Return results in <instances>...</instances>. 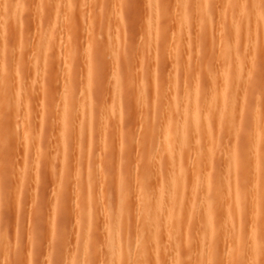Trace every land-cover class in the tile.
Returning <instances> with one entry per match:
<instances>
[{"label": "rangeland", "instance_id": "1", "mask_svg": "<svg viewBox=\"0 0 264 264\" xmlns=\"http://www.w3.org/2000/svg\"><path fill=\"white\" fill-rule=\"evenodd\" d=\"M5 1L6 0H0V9H2V12L0 11L2 13H0V18L5 16V18L3 17L1 19L2 23L0 20V29H3L0 32V106L2 105L0 107V264H72L73 262H76L75 264L81 263V256L83 257V255H85L81 254V248L85 253L87 252L86 250L89 249V247L92 245V243H90L89 247L87 248L84 244V249V246L82 244L83 236L81 234V230L83 231V226L82 224H80L84 219L82 220L80 218V220L82 221L80 223H77L79 222V219H77L79 218L77 217L79 216L77 214L78 205L77 201L75 202L76 198L74 199L73 195H77L76 190L79 187L78 185L83 181L84 178L80 179L75 172V176H71V174H69L68 176L67 170H69V173H73L74 170L76 171L77 167H84L86 169L83 170H85L86 172L87 169H91V167L95 166L94 168H96V165L98 166V169H95L96 171L93 176L97 177V174L100 173L98 174V176L100 175V180L96 177L94 178H96L95 180L97 181V183L100 181V185L98 183L96 186L98 187L99 185V188H102V191H95L97 193L93 198L94 209L92 208V210H94L93 222L97 225H94L96 228H93L94 223H92V226L90 228L91 231L90 234L88 233V235L98 237L96 235L99 234L100 237L103 234L102 237L97 240L95 239V237L94 240L92 236L90 238H92L91 240H94V242L98 240L99 242H105H102L101 245L98 242V245H96V243L94 244V242L92 241L93 247L91 246L89 249L90 252L88 250L89 253H87L88 255L91 254L92 256V264H107V261L109 264H112V262H110L111 259L106 261L104 260L106 258H110V256L104 255L107 253L104 252L105 250H103L102 248H106V251L109 249H107V238H104L105 240L102 239L104 236H106V233L101 232H103V229H105V227L103 226L106 225L107 229V225L109 224V219H105L108 218V216L104 214L106 213L105 208L108 207L107 205H111L109 207L114 206L113 208H115L116 206L117 208L122 203L118 202L119 199L117 197L116 191V185H118L117 181L119 177V162L120 160H122L121 163L125 161V163H123V167L126 168L127 173L124 168V171H122L124 174L123 176L125 177L124 180L126 181L124 184H127L126 186H124L128 188L129 192V203L128 201L126 203L124 202L125 205L122 204V207H120L122 210L124 209L127 214L132 213L131 215H129V217L132 215V217H135V212H137V216L139 215L138 213L140 208L137 211L138 200L135 197V195L137 194H135L134 192L138 190L142 172H146L145 166L146 168L147 166H149L147 169L148 172H146V176H150V180L148 179L149 184L152 186L156 183L157 180V173L159 171L156 170L154 166L156 160L148 159L150 156L149 152L151 154L156 153L157 157L161 156L158 153L161 152L162 154V151H159V148H157L159 146L163 147L161 146L163 142L160 141V139L162 140V138L158 136L159 143L161 142V144H158L159 146H157L156 143H158V139L156 135H158L159 130L164 128V119L166 117L169 118L172 111L173 115L171 116V118L176 117L179 119V116L181 117L183 115V110L185 109V107L183 106L182 110L180 107H178L181 110L179 111L180 113L178 111L175 112L179 109L177 108L174 111L175 108L173 106V102L177 101L178 106H182L181 104L186 105L185 102H182V97H184L183 95L186 96V91L189 90L188 92L190 93V95H188L192 98V95H195V89L198 88L201 90L202 95L200 100V109L202 115L200 118V123L197 124V129L199 130V133L205 135L208 130H211L210 134L213 140V145H211V147L213 146V149L211 147L209 148L212 149L211 154L214 155H211V157L209 158L210 160H212V164L208 160V164H210V166H208V168L205 167L206 169H208L207 172H205V170L203 171V167L202 169H200L196 164V161H198L200 155H203L202 153L204 150L205 153L206 151H208V149H206V147L204 146L206 138L198 140L200 142V147H198V150H196L198 151V153L199 151H202L201 154L199 153V156L197 155V151H195V156L194 150H190L192 148L191 146H193V149H195V144L190 145L194 142V140H189V154L194 157L192 159L196 160H191L190 155H188L189 158L187 156L188 159L185 158V161L183 162V176L186 178V188L190 190V194L188 193L190 197L188 194L183 195V197L181 198L183 200L179 199L177 201V203H179L181 200V202L177 205V208L179 207L181 218L185 217L184 219H186V217H188L187 220H184V222L186 221L185 223H187L191 221L192 224H185L183 223L182 219L181 222L184 226H186L183 227L182 223L180 222L181 224L179 223V225H181L182 228L181 226L177 225L181 228H178L179 234L177 233L175 234V236L172 235L175 231L173 229L174 231L172 230V234L169 235V238L167 237L168 240L170 238L175 240L172 241V245H178L177 247L175 246L176 248L173 249L174 251H172V248H168L172 247L171 243L170 246L166 245L168 246L166 247L165 244H169L167 243L168 241L163 245L164 241H160L159 238V241L162 244L161 246L158 245L160 246V248L158 246L157 248H159V251H163V253L158 254L157 252V257L159 256L157 258L156 256L152 255L154 250L156 252V248L153 247L151 243L150 235L146 233V241L143 242L144 244H140V227H138L137 229V226L140 225L137 222V218L139 217L136 216V220L132 218L133 223H131V225L133 226V228L136 226L135 228L137 229V231H135L136 229H130V232L128 230L131 227L129 223L130 218L126 216L128 217L126 221H129L127 222L129 228L122 230H124L125 232L128 231L129 238H133V236L137 234L138 235L136 237L138 238L128 239L126 236L127 233L123 231L124 235L122 238H125L121 244H125V246L129 247V249L131 250L130 253L129 249L126 250L123 246L125 249V254H128L131 258L129 256H125L127 258H130V261L131 259H134L132 256L136 255V248L134 249L131 246H134V240L137 241L138 239L137 243L135 242V246L136 244L138 245L136 247L137 250H139L137 251V253L139 254V259L137 262L138 256H136V260H134L136 263L133 264H143V260L146 256L143 253L144 248L140 249V245H142L141 247H145V242L147 243V245L149 242L151 247V249L150 247L149 249L153 250V252L149 251V253L152 252V257H148L150 258L148 259V261H150L151 264H170V261H174L175 258H180L178 259L180 260V262L183 260H190L191 263L192 260V262L197 261L195 263L199 264L200 261L203 260L201 258L204 253L202 252L203 248H206L207 246H209V248L211 249L209 264H236L237 261L239 264H264V32L259 30L257 37L258 40L256 41L257 44H255V42L253 43L255 44L254 49L256 51V55L252 56L253 59L245 58L248 56L242 55V62L244 63V67H242L239 75H235V72L231 74L230 79L232 83L224 88V91H226V93H228L229 95L232 94L234 96V103L226 110V112L229 110V114L225 112L221 115L220 112H217L207 117L204 114L203 108L204 99L210 95V92L212 90V88L210 87V84L212 82L209 80H213L212 78H215L216 81L218 80L217 82L219 84L222 82L223 84H221L224 85L225 83L223 79L222 81H220V79L218 78V73L219 71H221L222 64L221 61L219 62V58L221 60V53H218L220 52L219 50L217 52V49L219 48H216L215 45H217V47H221V40L224 37L226 38L227 42L232 45V47H235L239 42L240 45L246 43L243 38H247L248 36L249 25L257 24L259 25L260 29L264 24V0H257L258 6L261 7L250 11L249 15L245 16V18H240V12L238 10L233 11L231 9L232 6L227 0H220L221 2H219V0H208L207 6H205V8L201 12L205 13L204 15L208 14L211 20V25L213 27V29H211L212 27L209 28L210 30L206 29L208 26H211L210 24L205 25L201 29L197 27V24L194 21H196L199 11L194 7V5L192 6L193 0H189L191 4L187 5V9L191 11L190 16L192 19V24L190 23V25L194 27L189 25V27L187 28L189 37H187L188 35L185 34L183 35L185 39H183V37H181L182 39L179 37L176 20H173L174 22L171 20L172 22L170 24V22L165 19L166 16H164L166 11L168 12L169 10L171 13V11L175 8V6L173 7L174 0H161L162 11L165 13L159 16V18H156L155 14H151V11L153 10L152 8H154L153 5H155L156 3L152 2L154 0ZM148 2L149 4L152 2L153 5H148ZM215 4L219 5L217 6ZM9 5L10 7L8 8ZM11 6L14 9L12 10V13H10L13 14V16L16 14L14 25H12V22H14V18L11 14L9 15ZM70 8L72 10L71 12L69 10ZM176 11L177 8L174 9V14H176ZM152 13H155V11H152ZM10 16H12V19ZM231 16H234L241 25L239 42L234 40V29L232 27H230V29L232 30L228 28L231 21ZM152 17H155L157 19H155L156 22H158L157 26L151 24L152 27H156L154 32L158 31V33L156 32V34H153L156 35L157 39H155V37L153 38V35L148 33V30L152 28L148 27V25H150V21L155 24L152 20ZM8 18L11 19V21H8L11 22L10 24L12 26L10 27L8 22H6ZM18 20L19 24L17 25ZM5 23L8 24L9 28L7 27V24L5 25ZM3 24L6 26V29ZM172 24L176 26L174 27ZM197 29L198 31H196ZM217 29H219L218 31L220 33L216 31ZM211 30L214 33H210ZM173 31L174 33L172 34ZM151 33H153V30ZM209 33L214 34L215 37H212L211 39V35ZM221 34L223 35V37ZM148 35H152V38L150 39ZM176 35L177 37H175ZM219 36H221L222 38H219ZM174 37L177 38V40H174ZM180 39L183 40L182 42L184 44L180 43ZM210 40H213L212 42L213 44H215L213 48H211L212 46H210V44L212 43L210 42ZM218 40L219 42H221L220 44ZM242 41L244 42L242 43ZM217 42L219 45L217 44ZM150 43L152 44L150 45ZM244 46L245 44L242 45L241 48H244ZM69 47L72 50H69ZM68 50L70 52L74 50L75 53L74 51L72 52V54L74 55H71ZM119 51L121 54H119ZM19 55L22 56L18 57ZM219 55L220 57H218ZM251 60L253 62H251ZM20 61L22 65H20ZM251 63L253 65H251ZM17 65L23 67H18ZM3 67H5L4 70L6 69V72L11 70L14 71V68L15 70L19 69V74H21V72H24L22 73L21 78L25 75V83L27 85L29 84L28 86H33L32 88L29 87L31 90L29 89L30 91H28L27 85L24 84V82L22 83L25 78L21 79L19 75V78L16 79L15 77V80L13 75L9 74L8 72V75H11L13 79L12 81L14 84L12 85L14 87L16 86L15 88L19 91L16 89L13 90L11 88L12 85H9V82L7 80L8 77L10 79V76L6 75L7 73L5 74V71L2 70ZM2 72H4L6 76ZM2 77H7V79ZM234 77L236 78L234 79ZM238 77L240 79H238ZM117 78H120L121 85L118 84L119 80H117ZM242 78L244 79L241 80ZM3 79H5L6 84L8 82L7 85L5 83H2L4 81ZM14 80L18 82H15ZM140 80H146L148 84L146 83L145 85ZM235 81L238 82V84ZM140 82L142 83V85H144V88L142 87V85L140 87ZM15 84L18 85V88ZM34 84L36 86H34ZM25 86L26 88H24ZM19 87H23V93L24 91H27V98L23 97L20 98L21 100H19V96L22 97L23 95L22 93L20 95L18 94V92H22L20 91L21 88L19 89ZM222 87L220 88L222 89ZM10 88L12 89L11 93L12 91L15 92H13L15 94V97H13L14 103L11 104V109L9 110L4 107L1 101L4 93H9ZM25 95L26 92L23 96ZM118 96L120 98H118ZM80 100L83 101V104L81 103V105L79 104ZM170 101L173 104H171ZM167 103L170 105H167ZM190 105V103L187 104L188 108L186 113L189 114V117H191L190 115H192V109L190 108ZM165 106L171 107L172 109L171 112L169 111L170 115L169 113L167 114L168 116L166 114H163V116L160 115ZM100 107H102L103 111H100ZM68 110L69 112H67ZM175 113L177 115H175ZM12 118L13 120H11ZM84 122H86V125H83ZM70 124H72L71 127H68L70 126ZM82 126H86L88 128H85L87 131L83 129ZM67 127L70 130L67 131V133L69 132L68 134H65ZM159 127L161 129L157 130ZM3 128H6L7 130L9 128L10 130L11 128H13V132L11 133L10 131H8L4 134L1 132ZM27 128L29 129V132H27ZM74 128L77 130H75ZM116 129H118L117 132ZM24 130H27V133L24 132ZM84 132H87L85 137L87 136L89 139L87 137L86 139H84L85 137H82V135H84ZM153 132H155L156 135H154ZM27 134L29 135V139ZM68 135H71V138ZM24 137H27V139H25ZM154 137L156 138L153 139ZM22 138L23 141H21ZM127 138H129L128 141L132 142V145H128L126 154L121 157V153H119L121 150V144L119 142L124 145L130 143L128 141L126 143ZM33 139L35 140L33 141ZM84 140L87 143H85ZM106 140L109 141L110 148L107 147L106 143L104 144ZM153 140H155V144L153 143ZM88 142H90L89 144H92V146H90ZM31 143H36V147H34ZM39 144L42 146H40ZM153 144L157 146H155L156 149L155 147L153 148ZM87 145H89L92 149H89ZM117 145L119 147H116L115 149V146ZM32 146L38 149L40 147V149H42V152H45V154L43 153V157L41 156L40 161L35 162L37 160L36 158L38 156V152H36L37 154H35L33 152L34 150L32 149ZM82 146L84 148L81 150ZM104 146H106L107 149H104ZM56 147H58V149ZM86 147L89 149V151L92 150V152H90L92 153L91 156L89 155L90 153L87 151L88 149ZM234 148L239 156V163L233 167V174L237 175L235 184L232 182V179H230L231 181L229 183V179H227L229 176H226L227 174L231 176V170L228 168V166L233 162V160L230 158V151ZM74 149H78V151ZM110 150H113L116 153L113 154ZM157 150L159 151L158 153L155 152ZM147 151L149 152L147 153ZM190 151L192 153H190ZM32 152L34 153V155ZM176 152L177 151H175L174 156L178 155V152L177 154ZM110 153H112L111 163L113 165H111L110 163H108L107 165V162L104 160H107V156ZM127 154H129L130 156L132 154L133 156L128 159ZM146 154L148 155V157ZM35 155L36 158H33V156L35 157ZM113 155L115 156L114 160ZM145 156L148 159V161L146 162H144L146 160ZM82 157L83 159H81ZM91 157L93 159H90ZM141 157L144 158L142 161L143 164H141L144 165V168L143 166L141 168L140 165V163H142ZM59 158L61 159V161ZM89 159L92 160L93 165H91L92 163ZM78 160L80 162H78ZM86 160H89L90 163L87 164L89 162L88 161L85 164ZM128 160L129 165L127 166ZM112 161H114L115 164ZM24 162H26L27 164ZM34 162L36 163V167L35 164H33L34 167H32L31 165V163ZM57 162H59V164ZM81 163L84 164V166H82ZM186 163H190V165H187ZM193 163L195 164L192 165ZM43 164H45L44 168ZM27 165H31L30 168H33L30 170L28 168L30 174H27ZM58 165H61V167L67 165L64 167V169L66 167L68 168H66L67 170L65 169V172H61L62 169L60 170L61 167H59ZM175 165H173L175 166V168H173L177 175L178 162H175ZM37 166L41 167L39 168ZM193 166H195V168ZM196 166L198 167V169H200L199 172H197L198 170H196ZM210 167L216 170V172L213 174V181L215 187L218 190L216 194L217 204L216 206H214L216 207L215 214H217V218L214 220L213 235L210 237L209 242L208 240H206V238H204L203 246L202 243H199L201 235L199 233V225L197 223L201 224V222H203L201 221L202 219H200L202 216V212L199 208L201 207L202 202L206 201L204 199H207V197L211 198L214 195V193L211 191V188L204 189V185L206 186L208 171L212 169ZM94 168L92 169L94 170ZM176 168L177 171L175 170ZM116 169L118 172H115ZM97 170L99 171L97 172ZM59 171L60 174L62 173L64 177L60 176V174L57 173ZM138 171L140 172V174ZM153 171L154 173H152ZM200 171L202 173L204 172V177H199L197 179L198 182L196 181L197 183H194L193 173H199L198 175L200 176L202 174L200 173ZM32 172L33 174L31 175ZM81 172H83L82 168ZM110 173H113V175ZM52 174H54V177ZM101 174L103 176H101ZM33 175L36 176V179ZM66 175L70 178H66ZM80 175L81 177L82 175L84 177L85 174L83 172ZM104 175L108 178L106 183V178H104ZM60 177L64 178H62V183L60 182V180H62ZM102 177L104 179H102ZM55 178H58L59 180H56ZM79 179L80 181L78 183ZM153 180L155 181V183ZM254 180H256V182ZM136 181L137 185L135 184ZM76 182L77 185H74L76 184ZM158 184L159 182L157 180V184L155 185V187H153L157 188ZM233 185H237V189L235 190L236 192L232 191ZM128 186H130V188ZM133 186L137 187L135 191L133 189ZM103 187L105 188V190H103ZM56 188H58L60 191H57L58 189ZM99 188L98 190H100ZM194 189H196L197 192L193 191ZM188 190H185V193H187L186 191ZM61 192L63 195L61 194ZM98 192L100 194L98 195L99 197L97 196ZM58 193L62 197L59 196ZM194 193L195 195L196 193H200L199 195H202V197L197 195V197L194 198L192 196ZM64 194L65 196L66 194L69 195L66 198ZM70 195L71 197H69ZM63 197L65 198V200ZM134 197L136 199H134L135 201L133 200ZM198 197L201 198L202 202L199 201L200 198ZM188 199L190 203L188 202ZM196 199H198V204L196 203ZM132 200L133 203L131 204L130 201ZM190 200L195 201L193 203V201ZM154 201L152 202L154 203ZM167 201V206L172 204L170 203L172 202L170 199ZM230 201H232V206L236 205L237 211H229L228 215L230 216V221H228L226 220L228 215H226L225 212H227V204ZM192 203H196L195 205L197 206H193ZM60 204L63 205L62 208H64L65 212L61 208ZM105 205L107 207H105ZM130 205H133L132 208H130ZM253 205L260 213L257 217H251L250 212L253 209ZM134 206H136L137 208L134 209ZM100 207L101 209H103L104 207V210H101ZM181 208H183V211L186 209L184 214H182L183 212ZM59 209H61L62 211H59ZM190 209V215L192 216L193 213L194 216L198 217L195 220H192L189 216ZM66 210H68V214L66 213ZM97 212L100 215H98ZM101 212L104 215H102ZM73 213L77 215L75 216V214ZM95 215L96 218L98 217L97 219L94 218ZM102 216L104 218L102 219L104 223H102L103 221L100 219L102 218ZM188 219L190 220L188 221ZM199 220L201 222H199ZM135 221L138 224H134ZM101 223L106 224L101 225ZM127 224H125L124 228L127 227ZM79 225H81V227ZM189 225H191V232L186 228ZM77 226L79 227V230H76ZM97 226L99 227V229ZM92 228L94 230L96 229V232L98 231V233L96 234L95 231L94 233ZM167 228L168 227L165 226L164 232H161L163 235L165 233V236H161L162 240L166 237L167 232L168 234L170 232ZM175 229L177 231L176 227ZM185 229L187 230L186 233L190 232V234L188 235L189 237L186 235ZM248 230H252V234L251 232L249 233ZM133 231H135L134 235ZM238 233H240V236L242 238V242L239 243L233 236L234 234ZM160 235L161 234H159V237ZM185 235L188 237V239ZM254 235L260 237V243L257 244L260 255L257 256L256 260L253 259V253L251 252V239L254 237ZM77 238L80 239L81 243L77 242L79 240ZM132 241L133 244L130 245ZM128 242L131 243L129 244ZM78 243H80L82 247ZM199 244V247H201L200 250L202 255L200 251L199 253H197ZM94 245L95 247L97 246L98 249L97 247L95 248ZM104 245H106V247ZM166 248H168L169 250H166ZM132 249L135 251V254L132 253ZM147 249L145 250L146 252H148ZM102 250L104 253L102 252ZM229 250L232 253L231 255L228 254ZM126 251H128V253ZM164 251H169L174 255H170L173 259L167 258L168 256L165 255L168 259H166L167 263L165 262L164 254L166 252L164 253ZM108 252L110 253V250ZM141 255L142 257L143 255L145 256L143 260L141 258ZM177 255L178 257H176ZM153 256L156 257V259H153ZM180 256H184L182 258L183 260H181ZM198 258H200L201 260ZM140 259L142 260V263L140 262ZM177 259L175 263L173 262V264H178ZM79 260L80 262H78ZM127 261L129 262V259L126 260L124 257L122 263L125 264L124 262H126L127 264ZM144 261V264L148 263L147 260ZM180 262L179 264H186L187 262L189 263V261H187L186 263L185 261L181 263ZM129 264H132V262H129ZM201 264L204 263L201 261Z\"/></svg>", "mask_w": 264, "mask_h": 264}, {"label": "bare ground", "instance_id": "2", "mask_svg": "<svg viewBox=\"0 0 264 264\" xmlns=\"http://www.w3.org/2000/svg\"><path fill=\"white\" fill-rule=\"evenodd\" d=\"M7 1V0H6ZM5 1V2H6ZM150 1H152V0H150ZM164 1V0H163ZM208 0H193V4H192V6L194 5V7L196 8V9H198V16H197V18H196V21H194V22H196V24H197V27L198 28H202V27H204L205 25H211V20H210V18H209V16H208V14H206V15H204L205 13H203V12H201L204 8H205V6H207V4H208V2H207ZM217 1V0H216ZM215 1V2H216ZM223 1H226V0H223ZM229 3H230V5L232 6L231 7V9L233 10V11H239L240 13V15H241V17L240 18H245V16H248L249 15V13H250V11H252V10H255V9H258L259 7H261V6H258V1L257 0H227ZM43 2V1H42ZM154 2H156L155 3V5H153V3ZM150 4H149V2H148V5H153L154 6V8H152L153 10L152 11H155V13H152V11H151V14H155V16H156V18H159V16H161V15H163V13H165V12H163L162 11V1L161 0H154V1H152ZM219 2H221L220 0H219ZM218 2V3H219ZM47 3V2H46ZM224 3V2H223ZM261 3V2H260ZM259 3V4H260ZM263 3V2H262ZM7 4V3H6ZM164 4V3H163ZM191 3H190V1L189 0H174V4H173V7L175 6V8L174 9H176L177 8V11H176V14H174V9L171 11V13H170V11L168 10V12L166 11V13L164 14V16H166V18L165 19H167V21L168 22H170V24H171V22L173 21V20H176V24H177V28H178V34H179V37L181 38V37H183V39H185L184 38V36L183 35H188L187 37H189V34H188V32H187V28L189 27V25H190V23L192 24V22H191V16H190V12L191 11H189L188 9H187V5H190ZM222 4V3H221ZM46 5V4H45ZM68 5V4H67ZM73 5V4H72ZM172 5V4H171ZM215 5H219V4H215ZM19 6H21V5H19ZM18 6V7H19ZM191 6V7H192ZM10 7V5L8 6V8ZM150 7H152V6H150ZM172 7V6H171ZM165 8V7H164ZM14 8H12V6H11V8H10V10L11 11H9V15L12 13V10H13ZM3 10H4V8H3ZM9 10V9H8ZM70 10V12L72 11L71 10V8L69 9ZM151 10V9H150ZM0 11L2 12V9H0ZM148 11V10H147ZM0 12V13H1ZM11 12V13H10ZM7 13V12H6ZM194 13V12H193ZM253 13V12H252ZM2 14V13H1ZM1 14H0V16H1ZM238 14V15H239ZM12 16H13V14H11ZM16 15V14H15ZM15 15L13 16V20H14V22H12L13 24L12 25H14V23H15ZM12 16H10L11 17V19H12ZM69 16V15H68ZM150 16V15H149ZM164 16H163V18H164ZM4 18H5V16H3ZM2 17V18H3ZM2 18H0V20L2 19ZM17 18V17H16ZM153 18V17H152ZM151 18V19H152ZM155 17L152 19L153 21H154V23L156 24H153L151 21H150V25H148V27L150 28V27H152L151 26V24L152 25H154V26H157L158 24V22H156V19ZM160 18H162V17H160ZM9 19V20H8ZM7 20H6V22H8V21H11V19L10 18H8ZM18 19V18H17ZM16 19V20H17ZM156 19V20H155ZM172 20V21H171ZM230 23H229V29H230V27H232L233 29H234V40L235 41H237V42H239V40H240V22L239 21H237L236 20V18L234 17V16H231V18H230ZM160 22V21H159ZM164 22V21H163ZM174 22V21H173ZM1 23H2V20H1ZM11 22H8V24H9V27L10 26H12L11 24H10ZM233 23V24H232ZM235 23V24H234ZM7 23H5V25H6ZM8 24H7V27H8ZM19 24V20H18V22H17V25ZM160 24V23H159ZM4 25V24H3ZM4 25V26H5ZM174 27L176 26V25H174V24H172ZM147 26V25H146ZM172 26V27H173ZM190 26H192V25H190ZM8 27V28H9ZM17 27V26H16ZM192 27H194V26H192ZM212 27V25L209 27H207L206 29L207 30H210L209 28H211ZM153 28V29H152ZM151 29L153 30V33H151L152 32V30L150 29V30H148L147 32L148 33H150V34H156V32L158 33V31H156V32H154L155 31V29H156V27H152ZM5 29H6V26H5ZM13 29V28H12ZM196 29V28H195ZM200 29H199V31H200ZM211 29H213V27L211 28ZM219 29H221V28H219ZM219 29H217L216 31H218ZM3 29H0V32L2 31ZM230 30H232V29H230ZM259 30L260 31H262V32H264V24L262 25V27L259 29V25H257V24H253V25H249V33H248V36H247V38L245 39V38H243L245 41H246V43H244L245 44V46H244V48H241L242 47V45H244V44H241L240 45V42L235 46V47H232V45L231 44H229L228 42H227V40H226V38L224 37L221 41H222V45H221V47H217V45H215V44H213V40L211 41L210 40V42H212L211 44H210V46H212L211 48H213V46L215 45L216 46V48H219V49H217V52H218V50L220 51V52H218L219 54L221 53V60H220V58H219V62L221 61V64H222V68H221V71H219V73H218V78L220 79V81H222V79L224 80V85H222L221 83V85L216 81V79L215 78H212L213 80H209V81H211L209 84H210V87L212 88V90H211V92H210V95L208 96V97H206L205 99H204V103H203V108H204V114L207 116V117H209V116H211V115H213V114H215V113H217V112H220L221 113V115L223 114V113H225L226 112V110L230 107V106H232V104L234 103L233 102V98H234V96L231 94V95H229L228 93H226V91H224V88L226 87V86H228V85H230L232 82H231V74L232 73H234L235 72V75L236 74H238L239 75V73H240V71H241V69H242V67H244L243 65H244V63L242 62V55H246V56H248V57H245V58H249V59H253L252 58V56H255L256 55V51H255V44H257L256 43V41L258 40L257 39V37H258V33H259ZM175 31V30H174ZM174 31L172 32V34L174 33ZM194 31V30H193ZM196 31H198V29L196 30ZM46 32V31H45ZM209 32V31H208ZM212 32V30L210 31V33ZM219 32V31H218ZM209 33V34H210ZM212 33H214V32H212ZM220 33V32H219ZM218 33V34H219ZM221 33H222V30H221ZM50 34V33H49ZM197 34V33H196ZM198 34H200V33H198ZM48 35V34H47ZM151 35V36H152ZM211 35V39H212V37H215L214 36V34H210ZM213 35V36H212ZM222 35V34H221ZM150 35H148V37H150V39L152 38ZM218 36V35H217ZM264 36V35H263ZM1 37V36H0ZM155 37V39H157L156 38V35H153V38ZM157 37H158V35H157ZM175 37H177V35L175 36ZM174 37V38H175ZM178 37V38H179ZM190 37H191V34H190ZM222 37H223V35H222ZM221 36H219V38H222ZM209 38V39H210ZM182 39V38H181ZM180 39V43L182 44L183 42V40H181ZM188 39V38H187ZM186 39V40H187ZM52 40V39H51ZM59 40V39H58ZM149 40V39H148ZM174 40H177V38H175ZM174 40H173V42H174ZM152 41V40H151ZM150 41V42H151ZM172 41V40H171ZM263 41H264V37H263ZM153 42V41H152ZM176 42V41H175ZM209 42V43H210ZM216 42V41H215ZM218 42H219V40H218ZM218 42H217V44H218ZM244 41H242V43H243ZM255 42V44H253ZM177 43H178V41H177ZM177 43H175V44H177ZM179 43V44H180ZM221 42H219V44H220ZM152 43H150V45H151ZM180 44V45H181ZM184 44V43H183ZM197 44V43H196ZM218 44V45H219ZM231 45V46H230ZM71 46V45H70ZM44 47V46H43ZM68 47V46H67ZM187 48V47H186ZM220 48H221V50H220ZM9 49V48H8ZM179 49H181V48H179ZM69 50H72L70 47H69ZM68 50V51H69ZM143 50V49H142ZM184 50V49H183ZM58 51V50H57ZM74 51V50H73ZM72 51V52H73ZM151 51V50H150ZM214 51V50H213ZM70 52V51H69ZM72 52H70V54L71 55H74V54H72ZM93 52V51H92ZM152 52V51H151ZM243 52V53H242ZM12 53V52H11ZM37 53V52H36ZM59 53V52H58ZM68 53V52H67ZM74 53H75V51H74ZM218 53H217V55H218ZM21 54V53H20ZM23 54V53H22ZM69 54V55H70ZM119 54H121L120 53V51H119ZM20 56H22V55H19L18 57H20ZM119 56V55H118ZM17 57V56H16ZM72 57V56H71ZM218 57H220V55L218 56ZM244 58V59H245ZM16 59V58H15ZM69 59H71V58H69ZM18 60V59H17ZM19 61V60H18ZM21 61H22V58H21ZM21 61H20V63H21ZM16 62V61H15ZM251 62H253L252 60H251ZM228 64V65H227ZM248 64H250V63H248ZM20 65H22V63L20 64ZM19 65V66H20ZM89 65V64H88ZM251 65H253L252 63H251ZM1 66V65H0ZM18 66V65H17ZM18 66V67H19ZM20 67H23V66H20ZM251 67V66H250ZM4 68L5 67H3V69L2 70H4ZM6 70V69H5ZM4 70V71H5ZM18 70L19 69H16L15 70V68H14V71L13 70H11V71H8L9 72V74H11V75H13V77H14V79H15V77H16V79H18L19 78V75H20V78H21V75H22V73H24V72H21V74H19V72H18ZM244 70V69H243ZM13 71V72H12ZM8 72H6L5 71V74L6 75H8ZM3 74H4V72H2ZM2 74V75H3ZM4 74V75H5ZM243 74H244V72H243ZM3 75V76H4ZM5 75V76H6ZM11 75H8V76H10V79H9V77H8V79H7V77H2V78H6L7 80H8V82H9V85H12V84H14L13 83V79H12V76ZM243 76V75H242ZM25 78V79H24ZM236 77H234V79H235ZM246 78V77H245ZM15 79V80H16ZM21 79H24V81H22V83L24 82V84H26L25 82H26V77H25V75L21 78ZM145 79V78H144ZM211 79V78H210ZM238 79H240L239 77H238ZM244 78H242L241 80H243ZM4 81L2 82L3 84L5 83L6 84V82H5V79H3ZM14 80V81H15ZM117 80H119L118 81V84H120L121 85V80H120V78L118 79L117 78ZM237 80V79H236ZM240 80V81H241ZM141 81V80H140ZM181 81V80H180ZM185 81V80H184ZM8 82H7V84H8ZM15 82H18V81H15ZM141 82H143V84H145L146 85V80H142ZM140 82V87H141V85H142V83ZM145 82V83H144ZM236 82V81H235ZM238 82H239V80H238ZM238 82H236L237 84H238ZM34 83V82H33ZM39 83V82H38ZM138 83V82H137ZM6 84V85H7ZM20 84V83H19ZM24 84H23V86H24ZM35 84H36V82H35ZM34 84V86H36ZM41 84V83H40ZM148 84V83H147ZM235 84V83H234ZM241 84V83H240ZM2 85V84H1ZM15 85H17V84H15ZM27 85V84H26ZM29 85V84H28ZM27 85V90L28 91H30L31 89L29 88V87H31V86H28ZM120 85H117V86H120ZM212 85V86H211ZM242 85V84H241ZM5 86V85H4ZM144 85H142V87H143ZM222 86H224V87H222ZM7 87V86H6ZM16 87V86H15ZM13 85L11 86V88L14 90V89H16ZM33 87V86H32ZM31 87V88H32ZM139 87V88H140ZM159 87V86H158ZM220 87H222V89L220 88ZM9 89V93H4V96L2 97V103H3V105H4V107L5 108H7V109H11V104L12 103H14L13 101H14V98L13 97H15L14 95V91H12V93H13V96H12V93H11V90L12 89ZM17 88H18V85H17ZM21 88V90L20 91H22L23 89V87H19V89ZM24 88H26V86L24 87ZM144 88V87H143ZM143 88H142V90H143ZM30 89V90H29ZM44 89V88H43ZM237 89V88H236ZM239 89V88H238ZM16 90H18V89H16ZM196 91H195V95L193 96L192 95V98L189 96L190 95V93L188 92L189 90H187L186 91V96L185 95H183L184 97H182V102H185V104L186 105H184V104H181L182 106H178V102L177 101H174L173 103H171V101H170V103L171 104H173V106H174V111L178 108V107H180L181 108V110H182V107L184 106L185 107V109L183 110V115L180 117L179 116V119L178 118H174V117H172L171 118V116L173 115V111H172V109H171V107H168V106H165V108H164V110L163 111H161V114L160 115H162L163 116V114H168L169 113V111L171 112V115H170V113H169V115H170V119L169 118H165L164 120H165V126H164V128L163 129H161L160 127L157 129V130H159V129H161V130H159V133H158V135H156V133L155 132H153L154 133V135H156L157 136V139L159 138L158 136H160V138H162V140L160 139V141H162L163 143L161 144V142L159 143V139H158V143H156V145L157 146H159L158 144H161V146H163V147H157L156 145H154L155 144V140H153L154 142V146H153V148L156 146L157 148H159V151H162V154H161V152L160 153H158L159 151L157 150V151H155V152H157L158 154H160L161 156H159V157H157V154L156 153H154V154H151L149 151H147V153L149 152V154H150V156H149V158L148 159H150V160H156L155 161V169L156 170H158L159 172L157 173L158 174V176H157V180H158V182H159V184H158V186H157V188H154L155 187V185L157 184V180H156V178H155V180H156V183H155V181H154V183L155 184H153L152 186L149 184V181H148V179L150 180V176L149 177H147L146 176V172H148L147 171V169H148V167L149 166H147V168H146V166H145V169H146V172L144 171V172H142V177H140L141 178V181H140V185H138V190H136V188L137 187H135L136 185H137V181H136V185L135 186H133L134 188V193L135 194H137V195H135V194H133V195H135V197L137 198V202H138V205H137V207L136 206H134L135 208L134 209H136L137 208V211L139 210V208H140V210H139V215L137 216V212H135L136 213V215L134 214V216L136 217H139V218H137V222L140 224V225H138L137 226V229H138V227H140V239H141V242H140V244H144L143 242L144 241H146V238H145V236H146V233L148 234V235H150V240H151V243H152V245H153V247H155L156 248V252H155V250H154V252H153V250H150L151 249V247H150V244H149V242H148V245H147V243L145 242V244L148 246V249H149V247H150V249L148 250L147 249V246L145 245V247H141L142 245H140V249H147V251L148 252H146L144 249H143V253H144V255L147 257H145L144 255H143V257H142V255H141V258H142V260L144 259V257H145V259L144 260H147L148 261V259H150L151 257H152V255H154V256H156L157 257V252H158V254H160V253H163V251H159V248H160V246H161V244L162 243H160V241H164L163 242V245L165 244V242H167V243H169V244H165V246L166 245H168V246H170V243H171V246L172 247H168V246H166V247H168L169 249H171L172 248V251H174L173 249H175L177 246H176V244H174V245H172V241H175L174 239H172V238H170L169 240H168V238H169V235H171L172 234V232L174 233V234H172V235H174L175 236V234H179V231H178V228H180V227H178L177 225H179V223L181 222V220L183 219V223H185L184 222V220H187V218L188 217H186V219H184V218H181L180 217V211H179V207L177 208V205L181 202V200H183V199H181L182 197H183V195H185V194H188L189 193V191L190 190H188L187 188H186V178L183 176V173H184V165H183V162L185 161V158H187V156L188 155H190V159L191 160H194V159H192V158H194V157H192V155L191 154H189V145H188V143H189V140H191V139H193L194 140V142L193 143H191L190 145H193V144H195V149H193V146H191L192 148L190 149L191 151L192 150H194V155L196 154V152L195 151H197L198 150V147H200V142L198 141V140H201V139H204V138H206V140H205V143H204V146L206 147V149H208V151H206V153H205V150L203 151V153H202V151H199V153L201 154H203V155H200L199 153H198V151H197V155L200 157L199 159H198V161H196V160H194V161H196V164L199 166V168L200 169H202V167H203V171L205 170V172H207V170L208 169H206V168H208V166H210V164H208L209 162H208V160L210 161V163L212 162V160H210L209 158L211 157V153H212V147H211V145H213V140H212V138H211V134H210V132H211V130H208L207 131V133H206V135L205 134H202V133H199V130L197 129V124H199L200 123V118H201V115H202V112H201V109H200V104H201V97H202V95H201V90L198 88V89H195ZM8 91V90H7ZM19 91V90H18ZM239 91V90H238ZM26 92V95L25 96H23L24 95V93ZM23 94L22 95V97L21 96H19V100H21L20 98H23V97H26L28 94H27V91H24V93H23V91L22 92H18V94L20 95V94ZM30 93V92H29ZM17 94V93H16ZM189 94V95H188ZM188 95V96H187ZM233 96V97H232ZM82 97V96H81ZM193 97H194V99H193ZM27 98V97H26ZM117 98V97H116ZM115 98V99H116ZM118 98H120L119 96H118ZM117 98V99H118ZM84 99V98H83ZM82 99V100H83ZM140 99V98H139ZM17 100H18V98H17ZM64 100V99H63ZM82 100H80V105H81V103L83 104V101ZM119 100V99H118ZM144 100V99H143ZM82 101V102H81ZM142 101V100H141ZM66 102V101H65ZM119 102V101H118ZM1 103V104H2ZM168 103H169V101H168ZM167 103V105H170V104H168ZM191 104L190 105V108L192 109V115H190L191 117H189V114H186L187 113V104ZM79 105V106H80ZM166 105V104H165ZM2 106V105H1ZM0 106V107H1ZM83 106V105H82ZM81 106V107H82ZM143 107H144V105H143ZM2 109V108H1ZM100 111H103V109H102V107H100ZM141 109H142V107H141ZM179 109V108H178ZM66 110V109H65ZM180 109L179 110H176L175 112H179V111H181ZM229 111V110H228ZM226 112L227 114H229V112ZM67 112H69V110L67 111ZM74 113V112H73ZM144 113V112H143ZM180 113V112H179ZM29 114V113H28ZM69 114V113H68ZM111 115V114H110ZM175 115H177L176 113H175ZM181 115V114H180ZM168 116V115H167ZM12 117V116H11ZM71 118V117H70ZM103 119V118H102ZM11 120H13V118L11 119ZM104 121V120H103ZM145 122V121H144ZM68 124H69V122H68ZM88 124V123H87ZM115 124V123H114ZM71 125L72 124H70V126H68V127H71ZM82 125V124H81ZM83 125H86V122H84V124ZM90 125V124H89ZM2 126V125H1ZM206 126V125H205ZM30 127V126H29ZM67 127V130L65 131L66 133L65 134H68L67 133V131H69L70 129ZM161 127H162V125H161ZM72 128H73V126H72ZM72 128H71V130H72ZM82 128L83 129H85V128H87L86 126L84 127V126H82ZM116 128H117V126H116ZM15 129V128H14ZM25 129H26V127H25ZM28 129V128H27ZM75 129V128H74ZM88 129V128H87ZM12 130V131H11ZM11 130H10V128L7 130L6 128H3L2 129V133H7L8 131H10L11 133L13 132V128H11ZM30 130H32V129H30ZM58 130V129H57ZM75 130H77V129H75ZM82 130V129H81ZM86 130V129H85ZM84 130V131H85ZM117 130L118 129H116V132H117ZM16 131V130H15ZM27 131V130H26ZM25 130H24V132H26ZM74 131V130H73ZM87 131V130H86ZM154 131V130H153ZM27 132H29V129H28V131ZM26 132V133H27ZM78 133V132H77ZM83 133V132H82ZM87 133V132H86ZM86 133L84 132V135H82V137H85V135H86ZM108 133V132H107ZM25 134V133H24ZM71 134V133H70ZM81 134V133H80ZM28 135V134H27ZM58 135H60V134H58ZM150 135V134H149ZM22 136V135H21ZM24 136V135H23ZM26 136V135H25ZM69 137L71 136V135H68ZM109 136V135H108ZM76 137V136H75ZM78 137V136H77ZM87 137V136H86ZM86 137L84 138V139H86ZM25 138V137H24ZM71 138V137H70ZM88 138V137H87ZM156 137H154L153 139H155ZM25 139H27V137L25 138ZM28 139H29V135H28ZM75 139V138H74ZM89 139V138H88ZM20 140V139H19ZM35 139H33V141H34ZM76 140V139H75ZM83 140V139H82ZM129 140V138H127V140H126V143H127V141ZM21 141H23V138H22V140ZM32 141V140H31ZM76 142V141H75ZM84 142H85V140H84ZM91 142V141H90ZM90 142H88V144L90 143ZM128 142H130V141H128ZM40 143V142H39ZM63 143V142H62ZM85 143H87V142H85ZM106 143V145H107V147L108 148H110L109 146H110V144H109V141H107L106 140V142H104V144ZM113 143V142H112ZM120 144H121V150H120V152L119 153H121L120 154V156L122 157V156H124L125 154H126V152H127V150H128V145L130 144V145H132L131 143L132 142H130V143H127V144H122L121 142H119ZM3 144V143H2ZM34 147H36V143L35 144H33V143H31ZM74 144V143H73ZM81 144V143H80ZM103 144V145H104ZM119 144V145H120ZM40 145V144H39ZM59 145V144H58ZM64 145V144H63ZM72 145V144H71ZM76 145V144H75ZM90 146H92V144H89ZM89 145H87L88 147H89V149H92V148H90V146ZM112 145V144H111ZM32 146V147H33ZM40 146H42V145H40ZM73 146V145H72ZM32 148L34 151V153L35 154H37L36 152H38V156H37V158H36V155H35V157L33 156V158H36L37 160L35 161V162H37V161H40V159H41V156L43 157V153L45 154V152H42V149H40V147H39V149L38 148ZM78 147H79V145H78ZM107 147L106 146H104V149H107ZM116 147L118 148L119 146L117 145V146H115V149H116ZM156 147H155V149H156ZM209 147H211V148H209ZM1 148H3V147H1ZM57 149H58V147H56ZM63 148V147H62ZM74 148V147H73ZM81 148V147H80ZM84 147L82 146V148H81V150L83 149ZM87 148V147H86ZM129 148H130V146H129ZM144 148V147H143ZM162 148V149H161ZM79 149V148H78ZM78 149L76 150V149H74V150H76V151H78ZM88 149V148H87ZM89 149L87 150L89 153L90 152H92V150L91 151H89ZM142 149V148H141ZM155 149H153V150H155ZM197 149V150H196ZM200 149V148H199ZM210 149H211V151H210ZM38 150V151H37ZM63 150V149H62ZM81 150H79V151H81ZM113 150H114V148H113ZM113 150H110L113 154L114 153H116V152H114ZM45 151V150H44ZM58 151V150H57ZM64 151V150H63ZM70 151V150H69ZM109 151V150H108ZM141 151H143V150H141ZM175 151H177L178 152V155L177 156H174V153H175ZM190 151V153H192ZM230 151V150H229ZM32 152V153H33ZM53 152V151H52ZM106 152H107V150H106ZM145 152V151H144ZM153 152V151H152ZM177 152H176V154H177ZM231 152V153H230ZM229 153H230V158L233 160V162L231 163V165L229 164V166H228V168L231 170V176L229 175V174H227L226 176L228 177L227 179H229V183H230V179H232V182L235 184L236 182V177H237V175L236 174H233V167L234 166H236L238 163H239V156H238V153H237V151L235 150V148L234 149H232L231 151H230ZM34 153H33V155H34ZM60 153V152H59ZM109 153V152H108ZM112 153H110V154H108V156H107V160L106 159H104L107 163V165H108V163H110L111 165H113L112 163H111V154ZM131 153V152H130ZM129 153V154H130ZM133 153V152H132ZM205 153V154H204ZM7 154V153H6ZM48 154H49V152H48ZM61 154V153H60ZM81 154V153H80ZM84 154H85V152H84ZM91 154L92 153H90L89 155L91 156ZM129 154H127L128 155V159L129 158H131V156H133L132 154H131V156L129 155ZM51 155V154H50ZM50 155H48V156H50ZM65 155V154H64ZM116 155V154H115ZM147 155V154H146ZM214 155V154H213ZM212 155V156H213ZM229 155V154H228ZM59 156V155H58ZM68 156H70V155H68ZM97 156V155H96ZM130 156V157H129ZM196 156V155H195ZM47 157V156H46ZM63 157V156H62ZM79 157H81V156H79ZM78 157V158H79ZM105 157H106V155H105ZM114 155H113V160H114ZM120 157V158H121ZM142 157H143V155H142ZM141 157V158H142ZM147 157H148V155H147ZM147 157L145 156V158H146V160L144 161V162H146V161H148V159H147ZM32 158V159H33ZM77 158V157H76ZM86 158V157H85ZM97 158V157H96ZM188 158H189V156H188ZM187 158V159H188ZM60 159V158H59ZM80 159V158H79ZM81 159H83V157L81 158ZM87 159V158H86ZM90 159H93L92 157L90 158ZM89 159V160H90ZM119 159V158H118ZM143 159L144 158H142V160H141V162L143 161ZM212 159V158H211ZM34 160V159H33ZM51 160V159H50ZM88 160V161H89ZM191 160H189V161H191ZM42 161V160H41ZM60 161H61V159H60ZM69 161V160H68ZM87 160H86V162H85V164L88 162ZM91 161V165H93V162H92V160H90ZM90 161L87 163V164H89L90 163ZM121 161L122 160H120V165H119V177H118V181H117V184L118 185H116L117 186V197H118V202H122L121 204H120V206L122 207V204H124L125 205V203L129 200V192H128V188H126L125 186L127 185V184H124L126 181L124 180L125 179V177L123 176L124 174H123V171L125 170L126 171V173H127V170H126V168H124L123 166H124V164L123 163H125V161L123 162V163H121ZM31 163V165H32V167H34V165L33 164H35V167H36V163ZM64 162V161H63ZM78 162H80L79 160H78ZM113 163H114V161H112ZM129 162V160L127 161V163ZM175 162H178V174L176 175V172L174 171V168H175ZM186 162H187V160H186ZM206 162H207V164H206ZM24 163H26V162H24ZM58 164H59V162H57ZM82 163H83V161H82ZM81 163V164H82ZM126 163V164H127ZM140 163V162H139ZM27 164V163H26ZM26 164H25V166H26ZM39 164V163H38ZM42 164V163H41ZM40 164V165H41ZM64 164H67V163H64ZM78 164V163H77ZM115 164V163H114ZM125 164V165H126ZM141 164H143V162L142 163H140V165ZM151 164H152V162H151ZM187 165L189 164L190 165V163H186ZM195 163H193L192 165H194ZM212 164V163H211ZM31 165H27L28 167H27V174H30L29 172V170L30 169H33V168H30V166ZM90 165V166H91ZM105 165V164H104ZM129 165V163L127 164V166ZM145 165H147V164H145ZM173 165H175V166H173ZM187 165H185V166H187ZM191 165V166H192ZM205 165V166H204ZM207 165V166H206ZM22 166H23V164H22ZM44 166H45V164H43V168H44ZM59 167H61V165H58ZM65 166H67V165H65ZM65 166H62L61 168H60V170H61V172H65V169L66 168H68V167H66L65 169H64V167ZM82 166H84V164H82ZM86 166V165H85ZM89 166V165H88ZM115 166V165H114ZM142 166H143V168H144V165H141V168H142ZM151 166V165H150ZM37 167H39V166H37ZM41 167V166H40ZM39 167V168H40ZM95 167V166H94ZM94 167H91V169H87V171L85 172V170H83V169H86V168H84V167H77L76 168V171L74 170L73 171V173H69V170H67L68 172H67V174H68V176H69V174H71V176H75L74 175V172L76 173V175L77 176H79V178L81 179V178H84L83 179V181L82 182H80L79 183V181H80V179L78 180V183H79V187L77 188V195L75 196V195H73V197H74V199H75V202L77 201V205H78V208H77V206H76V208H77V211H78V213H77V211H76V209H75V211H76V213L79 215V216H77V217H79V218H77V219H79L78 221L79 222H77V223H80L83 219V221H82V223H80V224H82V226H83V231L81 230V232H79V233H81L82 234V236H83V242H82V244H83V246H84V244H85V246H86V248L87 247H89V244L90 243H92V245H93V242H94V240L96 239H99L100 237H102V235L99 237V234H97L98 233V231L96 232V229L94 230L93 228H96L94 225H97V224H95L93 221V211L94 210H92V208L94 209V207H93V205H94V203H93V198H94V195L97 193V192H95V191H102L101 189L102 188H99V185H100V178H99V176H98V174H100V173H98L97 174V177L96 176H93V174H95V169L97 168L98 169V166L96 165V168H94ZM108 167V166H107ZM107 167H106V170H107ZM174 167V168H173ZM194 168H195V166H193ZM197 167V166H196ZM206 167V168H205ZM28 168H29V170H28ZM81 168H82V171L84 172V177H83V175H82V177H81V175L80 174H82L83 172H81ZM92 168H94V170L92 169ZM105 168V167H104ZM103 168V169H104ZM115 168H117V167H115ZM123 168H124V170H123ZM152 168H153V166H152ZM151 168V169H152ZM186 168V167H185ZM205 168V169H204ZM210 168H212V167H210ZM227 168V169H228ZM25 169V168H24ZM38 169V168H37ZM74 169H75V167H74ZM100 169V168H99ZM200 169H198V167H197V169L196 170H198L197 172H199V170ZM34 170H36V169H34ZM59 170V169H58ZM123 170V171H122ZM142 170V169H141ZM176 171H177V168L175 169ZM192 170H194V169H192ZM38 171V170H37ZM93 171H94V173H93ZM99 170H97V172H98ZM111 171V170H110ZM117 171V169L115 170V172ZM117 171V172H118ZM25 172V173H26ZM113 172V171H112ZM139 172V171H138ZM175 172V173H174ZM194 172V171H193ZM211 172V173H210ZM216 172V170H214L213 168L211 169V170H209L208 171V175H207V178H206V186L204 185V189H206V188H211L212 190V192L214 193V195L211 197V198H209V197H207V199H204V200H206V201H201V198L200 197H202V195L200 196L199 194L200 193H196V195H195V193L192 195L194 198H196L197 197V195L198 196H200V197H198V198H200L199 199V201H201L202 202V205H201V207H199L200 208V211L202 212V216H201V218L200 219H202L201 221H203V222H201L200 220H199V222H201V224L200 223H197L198 225H199V233H200V239H199V243H202L203 244V246H204V238H206V240H208V242L210 241V237L213 235V232H214V230H213V228H214V220L217 218V214H215L216 213V207H214V206H216V199H217V192H218V190H217V188L215 187V184H214V181H213V174ZM229 172V171H228ZM52 173V172H51ZM57 173H59L60 174V171L59 172H57ZM114 173V172H113ZM113 173H110V174H112L113 175ZM152 173H154V171L152 172ZM200 173H202L201 171H200ZM219 173V172H218ZM33 174V172L31 173V175ZM54 174H55V172H54ZM54 174H52L53 175V177H54ZM58 174V175H59ZM73 174V175H72ZM109 174V175H110ZM117 174V173H116ZM139 174H140V172H139ZM156 174V175H157ZM194 174V175H193ZM192 175H193V180H194V183L197 181V179L199 178V177H204L203 176V174H204V172L199 176L198 174L199 173H193ZM65 175V174H64ZM106 175H107V172H106ZM118 175V174H117ZM127 175V174H126ZM138 175V174H137ZM185 175V174H184ZM34 176V175H33ZM57 176V175H56ZM60 176H63V174L61 173L60 174ZM67 175L65 176L66 178H70V177H68ZM101 176H103L102 174H101ZM152 176H155V175H152ZM36 176H34V178H35ZM64 177V176H63ZM63 177H60L61 179L63 178ZM94 177H96V178H98L99 180V185H98V187L96 186L98 183H97V181L95 180L96 178H94ZM110 177H112V176H110ZM65 178V179H66ZM76 178V177H75ZM104 178H106V180H105V183H106V181H107V177H105V175H104ZM103 177H102V179H104ZM36 179V178H35ZM52 179V178H51ZM56 179V178H55ZM58 179V178H57ZM56 179V180H57ZM64 179V178H63ZM63 179L62 180H60V182L61 181H63ZM138 179V178H137ZM53 180V179H52ZM55 180V181H56ZM59 180V179H58ZM77 180V179H76ZM204 180V179H203ZM202 180V181H203ZM51 181V180H50ZM72 181V180H71ZM102 181H104V180H102ZM205 181V180H204ZM203 181V182H204ZM255 182H256V180H254ZM58 182V181H57ZM59 182V183H60ZM198 182V181H197ZM196 182V183H197ZM62 183V182H61ZM73 183H74V180H73ZM58 184V183H57ZM55 185V184H54ZM61 185V184H60ZM74 185H77V182H76V184H74ZM102 185V184H101ZM125 185V186H124ZM196 185V184H195ZM62 186V185H61ZM154 186V187H153ZM237 185H233V192H236L235 190L237 189V187H236ZM56 187V186H55ZM55 187H53V188H55ZM129 188H130V186H128ZM98 188L100 189V190H98ZM104 188V187H103ZM56 189H58V188H56ZM62 189H64V188H62ZM103 190H105V188L103 189ZM131 190V189H130ZM185 190H188V191H186L187 193H185ZM217 190V191H216ZM57 191H60L59 189L57 190ZM132 191V190H131ZM192 191V190H191ZM193 191H195V192H197V190L196 189H194ZM192 191V192H193ZM55 192V191H54ZM63 192V191H62ZM62 192H61V194H62ZM67 192V191H66ZM72 192V191H71ZM138 192V193H137ZM65 193V192H64ZM101 193V192H100ZM104 193V192H103ZM132 193V192H131ZM59 194V193H58ZM71 194V193H70ZM76 194V193H75ZM190 194V193H189ZM188 194V195H189ZM63 195V194H62ZM68 195L69 194H66V196H65V194H64V196L67 198L68 197ZM98 195H100L99 194V192H98V194H97V196ZM59 196H61L60 194H59ZM96 196V195H95ZM62 197V196H61ZM60 197V198H61ZM69 197H71V195L69 196ZM99 197V196H98ZM135 197L133 198V200L135 199ZM189 197H190V195H189ZM206 197V196H205ZM64 198V197H63ZM69 199V198H68ZM67 199V200H68ZM71 199V198H70ZM171 200L172 202H170V203H172L171 205H168L167 206V204H168V201L167 200ZM179 199H181L180 200V202L179 203H177V201L179 200ZM193 199V198H192ZM64 200H65V198H64ZM96 200H97V198H96ZM133 200L132 201H130L131 202V204L133 203ZM136 200V199H135ZM134 200V201H135ZM155 200V201H154ZM198 199H196V203L198 202L197 201ZM60 201H62V200H60ZM99 201V200H98ZM152 201H154V203L152 202ZM190 201H193V203H194V201L195 200H190ZM70 202V201H69ZM117 202V203H118ZM125 202V203H124ZM166 202H167V204H166ZM188 202H189V199H188ZM201 202H200V204H201ZM68 203V202H67ZM128 203H129V201H128ZM127 203V204H128ZM169 203V204H170ZM190 203V202H189ZM188 203V204H189ZM192 203V204H193ZM195 203V204H196ZM199 203V202H198ZM197 203V204H198ZM71 204V203H70ZM106 204V203H105ZM119 204V203H118ZM195 204H193V206H197V205H195ZM65 205V204H64ZM123 205V206H124ZM129 205V204H128ZM182 205V204H181ZM60 206H61V208H62V204H60ZM59 206V207H60ZM68 206V205H67ZM71 206V205H70ZM108 206V207H107ZM105 205V207H107V208H105L106 209V213H104V214H106V216H108V218H105V219H109V224L107 225V229H106V223L105 224H102V223H104V221L102 220V219H104L103 218V216H102V218H100L102 221V223H101V225H105V226H103V227H105V229H106V231H105V229H103V232H101V229H100V232L101 233H106V236H104L102 239H106L107 241V249H109L110 250V253L108 252L109 250H107L106 251V248L104 249V247L102 248L103 250H105L104 252H106L107 254H104V255H107V256H110V258H106V259H104L105 261L106 260H110L111 259V261L110 262H112V264H123L122 263V261H123V258L125 257V259L127 260V259H129V262L131 263L132 262V264L133 263H136L134 260H136V256H138L139 254L137 253V251H139V250H137V247L136 246H138L137 244H136V246H135V242L137 243V241H138V239H137V241H135L134 240V246L132 245L133 244V241H132V243L130 244L129 242V244L130 245H132L131 247L132 248H136L135 249V251H136V255H133L132 257L134 258V259H131V261H130V256L127 254H125V249L127 250V249H129V247H127V246H125V244H121L122 243V241H124V238H122L123 237V235H124V233H123V231L124 230H122V229H128L129 228V226H128V224H127V222H129L130 223V225H131V223H133V219L134 220H136L135 219V217H132V216H130L129 217V215H131L132 213H130V214H127V212L123 209H121V207L119 206V207H117L116 208V206H115V208H113V207H109V206H111V205ZM131 206V205H130ZM133 206V205H132ZM132 206L130 207V208H132ZM66 207V206H65ZM72 207V206H71ZM252 207V206H251ZM68 208V207H67ZM127 208V207H126ZM142 208V209H141ZM63 209V211H64V208H62ZM66 209V208H65ZM100 209H101V207H100ZM186 209H187V207H186ZM185 209V210H186ZM61 209H59V211H60ZM69 210H71V209H69ZM99 210V209H98ZM101 210H104V207H103V209H101ZM132 210V209H131ZM181 210H182V214H184V212H185V210L183 211V208H181ZM226 210H227V212H225V214L226 215H228L229 214V211H231V210H233V211H237V207H236V205H233L232 206V201H230L228 204H227V208H226ZM62 211V210H61ZM134 211V210H133ZM136 211V210H135ZM190 212H189V216L191 217V219L192 220H195L196 218H198V217H196V216H194L193 215V213H192V216L190 215V213H191V209L189 210ZM65 212V211H64ZM104 212V211H103ZM66 213L68 214V210H66ZM98 213V212H97ZM102 213V212H101ZM128 213H129V210H128ZM251 217L253 216V217H257L258 216V214H260L259 212H258V210L256 209V207L253 205V209L251 210ZM66 214V215H67ZM73 214H75V213H73ZM77 214H75V216L77 215ZM96 214V213H95ZM103 213H102V215H104ZM181 214V215H182ZM98 215H100L99 213H98ZM188 215V214H187ZM186 215V216H187ZM126 216H128L130 219H129V221H126V219L128 218V217H126ZM84 217V218H83ZM101 217V216H100ZM183 217V216H182ZM80 218L82 219V220H80ZM94 218L95 219H97L96 218V215L94 216ZM124 218V219H123ZM133 218V219H132ZM178 218H179V220H178ZM204 218V219H203ZM138 219H139V221H138ZM123 220H124V222H126V223H124L123 222ZM132 220V221H131ZM178 220V221H177ZM190 219H188V221H189ZM226 220H228V221H230V216L228 215V217L226 218ZM191 221H189V222H187L188 224H192V222L190 223ZM197 222V221H196ZM92 223H94L93 224V228H92V230H93V232L95 231L96 232V236H98V237H95V236H92L93 237V239H94V237H95V239L94 240H91L92 238H90L91 236L90 235H88V233L90 234V231H91V226H92ZM124 223V224H123ZM138 223H136V221H135V223L134 224H138ZM178 223V224H177ZM182 223V222H181ZM180 223V224H181ZM183 223H182V225H183ZM187 223H185V224H187ZM125 224H127L126 226L127 227H125L124 228V226H125ZM133 224V225H134ZM75 225H76V223H75ZM176 225V226H175ZM239 225V224H238ZM80 227H81V225H79ZM135 226V225H134ZM168 227L167 229L170 231L169 232V234H168V232H167V234H166V237L162 240L161 239V236L163 237V236H165V233H164V235L161 233V232H164V227ZM179 226H181V225H179ZM186 226V225H185ZM184 225H183V227H185ZM98 227V226H97ZM132 227V228H131ZM131 227L128 229L129 231H130V229H136L135 227L133 228V226L131 225ZM175 227L177 228V231H176V229H175ZM191 225H189V226H187L186 228H187V230L188 231H190L191 232ZM79 227L77 226L76 227V230L78 229ZM162 228H163V231H162ZM181 228H182V226H181ZM180 228V229H181ZM189 228H190V230H189ZM251 228H252V226H251ZM90 229V230H89ZM98 229H99V227H98ZM137 229L135 230V231H137ZM174 229V230H173ZM179 229V230H180ZM79 230V229H78ZM173 230V231H172ZM186 229H185V233H186V231H187ZM252 230H253V228H252ZM252 230H248V232L250 233ZM89 231V232H88ZM127 231V230H126ZM135 231H133L134 233H133V235L135 234ZM76 232V231H75ZM78 232V231H77ZM92 232V233H93ZM94 232V233H95ZM125 232V231H124ZM131 232V231H130ZM129 232V233H130ZM139 232V231H138ZM181 232V231H180ZM190 232H188V233H186V235L188 236L189 234H190ZM79 233H78V235H79ZM84 233V234H83ZM123 233V234H122ZM125 233H127L126 234V236H127V238L128 239H130L129 238V236H128V231L127 232H125ZM137 233V232H136ZM182 233V232H181ZM4 234V233H3ZM80 234V235H81ZM159 234H161L160 235V237H159ZM251 234H252V232H251ZM250 234V235H251ZM131 235V234H130ZM138 235V234H137ZM137 235H135V236H133V238H138V237H136ZM182 235V234H181ZM185 235V236H186ZM81 236V237H82ZM132 236V235H131ZM186 236V238L188 239V237ZM234 237H235V239L237 240V242L239 243V242H242V238H241V236H240V233H238V234H234L233 235ZM79 237V236H78ZM168 237V238H167ZM171 237V236H170ZM182 237V236H181ZM80 238V237H79ZM79 238H77V239H79ZM126 238V239H127ZM133 238H131V239H133ZM159 238H160V241H159ZM185 238V237H184ZM81 239V238H80ZM80 239L77 241V242H80ZM104 239V240H105ZM172 239V240H171ZM182 239V238H181ZM1 240V239H0ZM91 240V241H90ZM149 240V241H150ZM177 240V239H176ZM233 240V239H232ZM93 241V242H92ZM171 241V242H170ZM99 242V240L98 241H96V242H94V244L96 243V245H98L97 243ZM102 242H105V241H100L99 243H100V245H101V243ZM251 242H252V244H251V252L253 253V259L254 260H256L257 259V256H259L260 255V251L258 250V247H257V244H259L260 243V237H258V236H255L254 235V237L251 239ZM81 243V242H80ZM80 243H78L79 245H80ZM123 243H125V242H123ZM229 243V242H228ZM105 244V243H104ZM129 244H128V246H129ZM91 245V246H92ZM126 245H127V241H126ZM158 245H160V246H158ZM81 247H82V245H80ZM85 246H84V249H85ZM90 246V247H91ZM103 246V245H102ZM105 247H106V245H104ZM125 247V249H124V247ZM144 246V245H143ZM157 246L159 247V248H157ZM174 246V247H173ZM176 246V247H175ZM200 246V244L198 245V247ZM80 247V248H81ZM90 247H89V249H90ZM93 247V246H92ZM94 247H95V245H94ZM97 247V246H96ZM95 247V248H96ZM99 247H101V246H99ZM122 247H123V250H122ZM130 247V248H131ZM197 247V248H198ZM206 247V246H205ZM79 248V247H78ZM154 248V249H155ZM168 248H166V250L168 249ZM203 248V247H202ZM89 249H87L86 251L88 252V250ZM97 249H98V247H97ZM168 249V250H169ZM201 247H199L197 250V253H199V251H200V253H201ZM92 250H93V248H92ZM100 250V249H99ZM103 250H102V252H103ZM158 250V251H157ZM161 250V249H160ZM165 250V249H164ZM79 251V250H78ZM81 251H82V253L81 254H85V255H83V257L81 256V258H82V261H81V263L80 264H92L91 263V260H92V256H91V254H89L88 255V253L90 252V250H89V252L87 253V252H83V249L81 248ZM124 251V252H123ZM131 250L129 249V252H130ZM135 251L132 249V253H134L135 254ZM145 251V252H144ZM149 251H152L153 252V254L151 255V253H149ZM171 251V252H172ZM103 252V253H104ZM127 253H128V251H126ZM142 252V251H141ZM167 254H166V253ZM202 252H204L203 253V255H202V253H201V258L203 259V260H201L200 258H198V259H200L204 264H209V262H210V255H211V249L209 248V246H207L206 248H203V251ZM131 253V252H130ZM129 253V254H130ZM146 253V254H145ZM164 257H165V262L167 263V261H166V259L167 258H172V256H170V255H173V254H171L169 251H164ZM168 253H169V255H168ZM173 253V252H172ZM80 254V255H81ZM148 254V255H147ZM156 254V255H155ZM228 254H232L231 253V251L229 250L228 251ZM128 257H130V258H127L126 256ZM132 255V254H131ZM162 255V254H161ZM160 255V256H161ZM165 255H167V256H165ZM200 255V254H199ZM226 255H227V253H226ZM229 255V256H230ZM76 256H78V255H76ZM151 256V257H150ZM153 256V259L155 258L156 259V257H154ZM163 256V255H162ZM174 256V255H173ZM74 257V256H73ZM148 257H150V258H148ZM159 257V256H158ZM157 257V258H158ZM167 257V258H166ZM176 257H178V255L176 256ZM181 257V256H180ZM184 257V256H183ZM183 257H181V260H183L182 258ZM79 258V257H78ZM80 259V258H79ZM138 259H139V256H138V258H137V262H138ZM173 259V258H172ZM176 259L177 258H175L174 259V261L172 260V262L170 261V264L172 263L173 264V262L175 263L176 262ZM178 259H180V258H178ZM177 259V260H178ZM197 259V260H198ZM141 259H140V262L142 261ZM143 260V264H144V261ZM168 260V259H167ZM199 260V261H200ZM134 261V262H133ZM147 261H146V263H147ZM185 261V263L187 262V261H189V263L187 262L186 264H196L195 262H197V261H194V262H192V260H191V263H190V260H183V261H181V262H184ZM201 261H200V263L199 264H201ZM78 262H80V260L78 261ZM101 262V261H100ZM103 262V261H102ZM128 262V261H127ZM129 262L127 263V264H129ZM178 262V264H179V262H180V260H178L177 261ZM180 262V263H181ZM76 262H73L72 264H75ZM107 264H109L108 263V261L106 262ZM125 264H126V262H124ZM142 263V262H141ZM150 263V261H148V263L147 264H149ZM238 263V261L236 262V264ZM242 263V262H241ZM101 264V263H100ZM104 264V263H103ZM137 264H140V263H137ZM151 264V263H150ZM165 264V263H164ZM239 264V263H238Z\"/></svg>", "mask_w": 264, "mask_h": 264}]
</instances>
